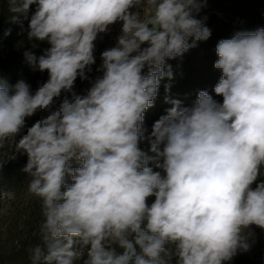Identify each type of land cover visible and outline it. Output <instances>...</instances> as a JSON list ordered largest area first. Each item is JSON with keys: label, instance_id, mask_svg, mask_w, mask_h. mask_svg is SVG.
I'll return each mask as SVG.
<instances>
[{"label": "clouds", "instance_id": "1", "mask_svg": "<svg viewBox=\"0 0 264 264\" xmlns=\"http://www.w3.org/2000/svg\"><path fill=\"white\" fill-rule=\"evenodd\" d=\"M205 6L8 0L9 21L28 20V40L50 45L38 58L24 52L48 74L34 92L23 79L0 82V140L20 136L27 191L41 205L30 264H228L250 250L252 226L264 230V28L216 44L222 102L201 90L191 106L171 100L148 135L142 127L161 80L173 78L166 61L210 38L196 18ZM118 22L90 79L95 42ZM78 78L90 83L82 94ZM38 111L47 115L21 135Z\"/></svg>", "mask_w": 264, "mask_h": 264}, {"label": "trees", "instance_id": "2", "mask_svg": "<svg viewBox=\"0 0 264 264\" xmlns=\"http://www.w3.org/2000/svg\"><path fill=\"white\" fill-rule=\"evenodd\" d=\"M34 11L35 5L31 7V12ZM9 15L8 0H0V82L13 85L23 79L34 92L48 79V74L30 65L24 52L30 50L38 58L45 54L50 45L47 41H29V21L12 23ZM196 18L202 19L212 34L207 41L197 42L196 47L183 55L166 61V64L171 65L173 78L161 80L153 106L144 113L142 127L147 129L145 135L151 132L153 123L171 107V100L178 99L182 106H191L198 92L204 90L222 102V97L216 96L213 91L221 78V71L214 67L218 58L216 44L221 39L231 38L237 31L264 28V0H206V6ZM102 38L95 42V56L101 47ZM34 43L36 47H33ZM143 74H147V67ZM87 81L78 78L75 91L78 92ZM165 85H170L167 91ZM46 115V112L38 111L27 118L21 135L26 134L27 127ZM19 138H8V144L0 150V209L7 206L6 211H0V264H30L28 249L39 242L34 233L42 221L41 205L38 198L29 195L27 191L29 177L21 171L27 156L15 151V141ZM139 147L151 155L150 144L146 139L140 142ZM71 167H79V164L73 160ZM66 181L71 182L69 177H66ZM9 190L14 193V199H7L5 194ZM228 264H264V248L244 252Z\"/></svg>", "mask_w": 264, "mask_h": 264}, {"label": "rangeland", "instance_id": "3", "mask_svg": "<svg viewBox=\"0 0 264 264\" xmlns=\"http://www.w3.org/2000/svg\"><path fill=\"white\" fill-rule=\"evenodd\" d=\"M121 24L118 22L112 26H110V32L105 34V37H103V41L101 40V47L99 48V51L97 53L96 57V64L92 66L93 71L91 72L90 79H94L99 73L96 71L98 66L100 65V54L106 49L111 46H114L117 36L120 34ZM90 87L89 80L86 82V84L78 90V94H82L87 88ZM8 144V138L0 140V150L5 147ZM252 231L254 232V236L252 237V246L250 250L257 249V248H264V230L257 228L255 226H252ZM249 250V251H250ZM244 253V252H243ZM240 254L238 253L233 257V260H235Z\"/></svg>", "mask_w": 264, "mask_h": 264}]
</instances>
